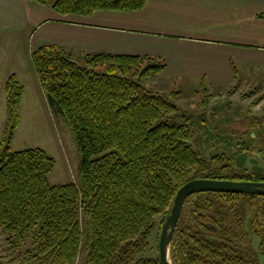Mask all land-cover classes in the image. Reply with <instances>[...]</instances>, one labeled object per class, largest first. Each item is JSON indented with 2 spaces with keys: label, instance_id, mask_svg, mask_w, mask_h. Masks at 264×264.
I'll use <instances>...</instances> for the list:
<instances>
[{
  "label": "trees",
  "instance_id": "trees-1",
  "mask_svg": "<svg viewBox=\"0 0 264 264\" xmlns=\"http://www.w3.org/2000/svg\"><path fill=\"white\" fill-rule=\"evenodd\" d=\"M31 1L61 15L88 16L139 10L148 0ZM31 61L48 105L63 115L76 141L79 183L50 184L55 161L43 148L11 149L23 86L10 75L0 142V226L12 250L30 243L17 264H71L82 248L86 264H161L158 254L138 255L148 246L156 216L164 222L184 183L264 181V171L236 167L246 145L211 156L192 146L191 116L176 103L180 91L166 94L142 84L166 68L164 61L96 52L82 53L79 63L53 44L33 49ZM242 196L264 201L260 195L217 191L188 196L172 235L171 263L256 264L259 252L257 259L242 253L236 228L244 223L264 245V209L247 214L252 206L242 205L239 215L235 205Z\"/></svg>",
  "mask_w": 264,
  "mask_h": 264
},
{
  "label": "crops",
  "instance_id": "crops-1",
  "mask_svg": "<svg viewBox=\"0 0 264 264\" xmlns=\"http://www.w3.org/2000/svg\"><path fill=\"white\" fill-rule=\"evenodd\" d=\"M25 37L34 43L25 74L35 87L40 83L31 51L53 44L78 59L96 52L151 56L166 64L156 74L171 82L167 89L178 81L193 82L195 89L212 87L213 95L230 88L242 99L264 101V0H148L139 10H98L88 16L61 15L31 0H0L3 115L7 78L15 74L25 89L24 72L5 63L16 64L7 57L19 56L16 43Z\"/></svg>",
  "mask_w": 264,
  "mask_h": 264
},
{
  "label": "rangeland",
  "instance_id": "rangeland-1",
  "mask_svg": "<svg viewBox=\"0 0 264 264\" xmlns=\"http://www.w3.org/2000/svg\"><path fill=\"white\" fill-rule=\"evenodd\" d=\"M32 44L34 46L32 40L25 37L21 43H16V50H19L17 55L19 56L7 57L16 64L13 65L11 62L5 61L8 66H14L21 73L24 72L26 78L25 89L23 87L24 96L22 95L23 99L21 98L22 101L20 100L18 105L19 124L10 146L12 150L31 147L43 148L55 161L54 167L48 175L49 183L74 182L78 184L80 153L70 127L62 114L52 111L40 86L35 87L31 81L27 82L26 65ZM0 51L6 52L4 45H0ZM72 54H74L72 58L81 63L80 59L78 60V57H76L77 54L75 52ZM4 55L0 56L3 58ZM105 67L106 64L96 68L102 71ZM170 83L163 79L160 80L159 76L153 73L149 75V78L142 79V84L153 90L169 93L181 91L176 103L191 116L188 123H192L193 136L191 144L194 148L206 156H211L220 152L233 153L238 150L239 146L246 145L248 150L240 152L235 163L236 167L249 171H264V101L242 99L243 97L241 98L240 95L237 97L236 94L230 93V88L213 95L217 92L212 87H203L197 84L198 87L195 89L196 84L193 82L182 85V82L178 81L175 85L171 84V89H167ZM261 90V92H264V89ZM205 101L206 103H203ZM2 111L3 107L0 102V134L3 135L6 115L5 113L3 115ZM179 120L182 122L184 119L180 118ZM250 132L255 134L251 135ZM242 205H251L252 207L249 206V210L245 212ZM229 206L228 204L226 209L231 212V215H234L235 212H233V209H229ZM235 206H237L239 215H243L244 212L247 214L258 213L261 209H264V201H261L259 196L253 199L249 196H242ZM162 221V215L156 216L148 246L138 257H155L158 254V236ZM236 229L240 232L238 241L239 247L243 250L242 253H247L256 258V254L259 252V259L256 264H264V252H261L264 245L261 243L259 235L252 234L251 229L246 227L244 223L237 226ZM29 246L30 243L27 242L22 248L12 250L6 242V235L0 226V264H17L21 262L26 256L25 251ZM86 253L87 251L82 248L76 260L71 264H86ZM21 264L39 263L37 260H30Z\"/></svg>",
  "mask_w": 264,
  "mask_h": 264
},
{
  "label": "water",
  "instance_id": "water-1",
  "mask_svg": "<svg viewBox=\"0 0 264 264\" xmlns=\"http://www.w3.org/2000/svg\"><path fill=\"white\" fill-rule=\"evenodd\" d=\"M204 191L245 193L264 196V181H236L228 179H193L176 192L169 214L162 223L158 238V256L161 264H172L170 243L184 200L191 194Z\"/></svg>",
  "mask_w": 264,
  "mask_h": 264
}]
</instances>
